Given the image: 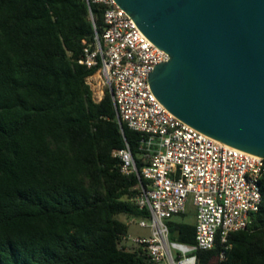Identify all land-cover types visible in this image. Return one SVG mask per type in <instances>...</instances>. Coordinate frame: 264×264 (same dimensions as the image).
I'll return each mask as SVG.
<instances>
[{
	"label": "trees",
	"instance_id": "16d2710c",
	"mask_svg": "<svg viewBox=\"0 0 264 264\" xmlns=\"http://www.w3.org/2000/svg\"><path fill=\"white\" fill-rule=\"evenodd\" d=\"M88 2L0 0V264H149L119 245L118 217L147 216L133 201L147 181L120 173L125 142L143 165L138 134L120 129L108 90L93 101L96 68L78 63L103 31V6ZM260 190L229 248L197 251L196 264H264V179ZM184 216L166 221L168 238L189 245Z\"/></svg>",
	"mask_w": 264,
	"mask_h": 264
},
{
	"label": "built area",
	"instance_id": "2783aa9c",
	"mask_svg": "<svg viewBox=\"0 0 264 264\" xmlns=\"http://www.w3.org/2000/svg\"><path fill=\"white\" fill-rule=\"evenodd\" d=\"M89 3V0H86ZM103 6V31H94L93 48L78 61L95 72L85 79L92 99L99 102L108 90L115 118L122 128L138 134L143 165L138 171L127 143L113 152L119 171L147 181L133 201L145 217H127L128 223L149 231L148 237L120 239V247H141L149 264H196L197 251L229 248L230 233L243 230L258 210L264 157L225 145L172 115L152 94L148 73L168 61L114 0H91ZM194 207V243L169 240L166 221ZM128 243V244H127ZM223 253H220V258Z\"/></svg>",
	"mask_w": 264,
	"mask_h": 264
},
{
	"label": "water",
	"instance_id": "95a60500",
	"mask_svg": "<svg viewBox=\"0 0 264 264\" xmlns=\"http://www.w3.org/2000/svg\"><path fill=\"white\" fill-rule=\"evenodd\" d=\"M114 1L169 57L148 73L154 97L199 132L264 157V0Z\"/></svg>",
	"mask_w": 264,
	"mask_h": 264
},
{
	"label": "rangeland",
	"instance_id": "374dc122",
	"mask_svg": "<svg viewBox=\"0 0 264 264\" xmlns=\"http://www.w3.org/2000/svg\"><path fill=\"white\" fill-rule=\"evenodd\" d=\"M93 85H92V94L93 91H96L95 86L96 81H92ZM121 221H124L126 223V225L128 226V231H127V235L130 237H148L149 236V231L147 229H143L140 228L139 226H137L136 223H128V219L125 216H119L118 217ZM174 219H179L176 217H173ZM184 221L186 222H193L194 221V207L191 205V203L189 202L187 204L186 207V212H185V216L182 218ZM128 244V243H127Z\"/></svg>",
	"mask_w": 264,
	"mask_h": 264
},
{
	"label": "crops",
	"instance_id": "0c3cea01",
	"mask_svg": "<svg viewBox=\"0 0 264 264\" xmlns=\"http://www.w3.org/2000/svg\"><path fill=\"white\" fill-rule=\"evenodd\" d=\"M194 221H195V217H194ZM194 221H193V222H194Z\"/></svg>",
	"mask_w": 264,
	"mask_h": 264
}]
</instances>
